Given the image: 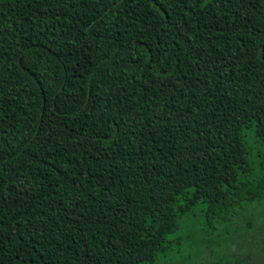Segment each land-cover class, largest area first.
<instances>
[{"label":"trees","instance_id":"obj_1","mask_svg":"<svg viewBox=\"0 0 264 264\" xmlns=\"http://www.w3.org/2000/svg\"><path fill=\"white\" fill-rule=\"evenodd\" d=\"M260 201L264 0H0V264H153L198 203L247 264Z\"/></svg>","mask_w":264,"mask_h":264},{"label":"rangeland","instance_id":"obj_2","mask_svg":"<svg viewBox=\"0 0 264 264\" xmlns=\"http://www.w3.org/2000/svg\"><path fill=\"white\" fill-rule=\"evenodd\" d=\"M249 140V133H247ZM251 214L254 219H264V201L255 202L252 205ZM204 204L198 203L192 215L184 217L176 232L167 236V239H178V244H173L171 249L165 253L159 254L153 264H197L200 262L214 261L230 255L229 241L242 239L238 227L232 234H226L232 231V226L224 227L213 219L210 222L204 216ZM251 218V217H249ZM249 219H247L248 221ZM246 221V222H247ZM255 232V226H251L245 237H250ZM257 236L255 233H253ZM256 239H259L256 237ZM248 244V243H247ZM244 245L237 254H242L248 258L247 264H264V252L261 247L253 245Z\"/></svg>","mask_w":264,"mask_h":264}]
</instances>
